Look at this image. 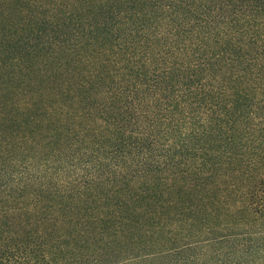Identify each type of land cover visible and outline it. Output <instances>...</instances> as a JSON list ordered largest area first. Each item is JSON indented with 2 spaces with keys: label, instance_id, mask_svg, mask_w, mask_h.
I'll list each match as a JSON object with an SVG mask.
<instances>
[{
  "label": "trees",
  "instance_id": "16d2710c",
  "mask_svg": "<svg viewBox=\"0 0 264 264\" xmlns=\"http://www.w3.org/2000/svg\"><path fill=\"white\" fill-rule=\"evenodd\" d=\"M29 17L39 74L5 100L34 131L0 141V264H264V0Z\"/></svg>",
  "mask_w": 264,
  "mask_h": 264
},
{
  "label": "rangeland",
  "instance_id": "374dc122",
  "mask_svg": "<svg viewBox=\"0 0 264 264\" xmlns=\"http://www.w3.org/2000/svg\"><path fill=\"white\" fill-rule=\"evenodd\" d=\"M39 1L41 0H0V110L6 119H0V141L6 139L13 142L17 133L30 135L34 131L32 124L29 128L25 127V122H33L30 117L26 114L21 117L20 111L9 106L5 99L14 90L8 83L18 80L21 74L29 71L31 74H39L34 63L41 57L38 48L30 41L34 25L28 21L31 9ZM31 114L39 117L38 111ZM4 155L6 154L0 152L2 158H5Z\"/></svg>",
  "mask_w": 264,
  "mask_h": 264
}]
</instances>
